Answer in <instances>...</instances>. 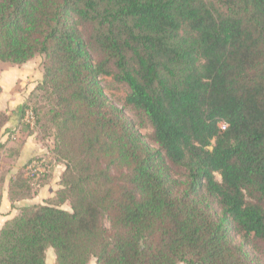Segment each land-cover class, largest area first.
I'll list each match as a JSON object with an SVG mask.
<instances>
[{
    "label": "trees",
    "instance_id": "16d2710c",
    "mask_svg": "<svg viewBox=\"0 0 264 264\" xmlns=\"http://www.w3.org/2000/svg\"><path fill=\"white\" fill-rule=\"evenodd\" d=\"M36 56L39 103L16 114L64 169L42 203L15 207L37 192L9 181L0 264L49 249L55 264H262L228 225L264 245V0H0V63ZM102 77L129 89L156 150Z\"/></svg>",
    "mask_w": 264,
    "mask_h": 264
},
{
    "label": "rangeland",
    "instance_id": "374dc122",
    "mask_svg": "<svg viewBox=\"0 0 264 264\" xmlns=\"http://www.w3.org/2000/svg\"><path fill=\"white\" fill-rule=\"evenodd\" d=\"M41 78V56H36L31 61L21 66L0 63V87L5 91L7 96H10V102L13 99V102L9 105L11 108L12 106H18L20 103L25 102H29L31 106L38 104L39 98L34 90L36 85L41 81ZM100 82L106 96L107 104L111 107L122 110L125 116L133 122L148 147L156 150L157 145L153 140V132L149 122L143 114L135 110L132 106H129L126 102L129 89L125 85L116 83L112 77H102ZM2 102L4 103L6 101ZM24 119L25 118L20 120L18 123L19 125L15 127V130H12L4 143L5 147L0 150V178L4 179L6 176L10 175L11 170V179H15L17 176L22 175L23 178L27 179L30 184H32V190L37 192L39 190V185L47 179H50L52 176H58L60 172L62 173V167H56L57 165L62 164L57 162L53 157L52 146H54V141L52 135L42 136L35 125L30 127L25 123ZM28 134H34V139L44 143L48 148L51 146L52 150H49V153H44L42 156L36 155L31 157L26 163H23V165L16 167V163H14L12 158L19 152ZM32 162L37 163L41 168V172H39L38 176L34 178H30L27 175V166ZM215 176L217 180H220L218 175ZM0 186L3 188L2 184ZM22 204L29 203H21V205ZM210 204L214 212L221 216V210L216 202L212 201ZM17 206L18 205L15 204V207ZM62 208L69 210L68 204L63 205ZM15 215L16 214H12V217ZM228 229L229 234L236 245L242 246L251 259L264 264V245L262 243L253 240L252 238H245L243 233L237 230L233 224H229ZM46 264H55L54 257H51L48 253L46 255ZM89 264H94V261L91 260Z\"/></svg>",
    "mask_w": 264,
    "mask_h": 264
},
{
    "label": "crops",
    "instance_id": "0c3cea01",
    "mask_svg": "<svg viewBox=\"0 0 264 264\" xmlns=\"http://www.w3.org/2000/svg\"><path fill=\"white\" fill-rule=\"evenodd\" d=\"M13 97V96H12ZM10 96H7L5 91L2 90L0 94V111L5 112L9 116L8 123L4 126V128L1 131L0 135V142L2 144L5 143L7 140L9 134L12 132V130H15L20 122V119L18 118V115L16 114L19 107L22 105L20 103L18 106H12V108L9 106L11 104L10 102ZM6 101V102H2ZM10 102V103H9ZM8 103V104H7ZM34 134H28L26 136L25 142L23 143L22 147L20 148L19 152L14 155L12 160L14 163H16V167H19L20 165H23V163H26L28 159L31 157H34L36 155H43L44 153H49V150H52V147L49 146V148L44 144L36 139H34ZM51 145V144H50ZM56 167H62L63 165H57ZM61 170V171H62ZM61 172L58 174V176H52L48 182H46L44 185L39 187V190L37 191L35 197L32 200H24L23 202L15 203L18 205H21V203H29V204H37L42 203L43 200L47 198H51L52 195L60 188L59 186V177ZM12 178V171L10 170V175L6 176L2 183V199H1V205H0V229L4 225V223L10 219H12V214H17V211L11 207V202L9 200V181ZM51 257H54L52 249H49L47 251ZM46 253V255H47Z\"/></svg>",
    "mask_w": 264,
    "mask_h": 264
},
{
    "label": "built area",
    "instance_id": "2783aa9c",
    "mask_svg": "<svg viewBox=\"0 0 264 264\" xmlns=\"http://www.w3.org/2000/svg\"><path fill=\"white\" fill-rule=\"evenodd\" d=\"M24 118L25 123H27L30 127L34 126V116L31 111H28ZM221 128L224 129L225 126L223 125L221 126ZM39 172H41V168L38 166L37 163L32 162L27 166V175L30 178L38 176Z\"/></svg>",
    "mask_w": 264,
    "mask_h": 264
}]
</instances>
